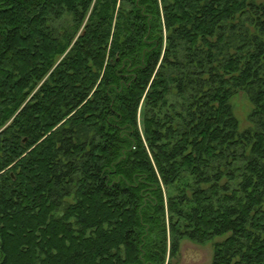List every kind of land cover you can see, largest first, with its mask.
Wrapping results in <instances>:
<instances>
[{"label":"trees","instance_id":"trees-1","mask_svg":"<svg viewBox=\"0 0 264 264\" xmlns=\"http://www.w3.org/2000/svg\"><path fill=\"white\" fill-rule=\"evenodd\" d=\"M221 236L264 264V0H0V264Z\"/></svg>","mask_w":264,"mask_h":264},{"label":"rangeland","instance_id":"rangeland-1","mask_svg":"<svg viewBox=\"0 0 264 264\" xmlns=\"http://www.w3.org/2000/svg\"><path fill=\"white\" fill-rule=\"evenodd\" d=\"M233 114L238 121L239 131L249 127L248 115L252 106L244 93H238L230 100ZM225 236L215 237L205 244H196L188 240L180 243L179 253L174 260L176 264H211L213 244L223 241Z\"/></svg>","mask_w":264,"mask_h":264}]
</instances>
